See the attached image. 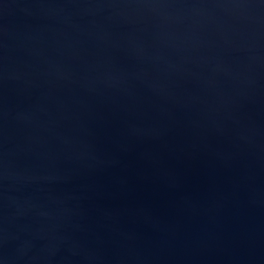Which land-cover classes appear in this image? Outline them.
Masks as SVG:
<instances>
[{"label": "water", "instance_id": "95a60500", "mask_svg": "<svg viewBox=\"0 0 264 264\" xmlns=\"http://www.w3.org/2000/svg\"><path fill=\"white\" fill-rule=\"evenodd\" d=\"M0 264H264V0H0Z\"/></svg>", "mask_w": 264, "mask_h": 264}]
</instances>
